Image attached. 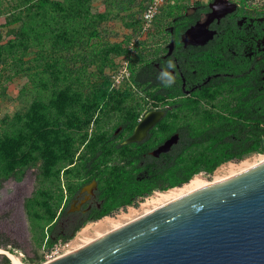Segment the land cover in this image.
<instances>
[{
    "label": "rangeland",
    "instance_id": "obj_1",
    "mask_svg": "<svg viewBox=\"0 0 264 264\" xmlns=\"http://www.w3.org/2000/svg\"><path fill=\"white\" fill-rule=\"evenodd\" d=\"M24 1L0 0V59L7 60L0 64V150L13 146L19 157L32 147L37 155L59 143L50 147V181L39 182L29 172L21 180L6 181L0 190V233L18 246L0 248V264L5 258L11 264V255L25 264L46 261L52 223L66 196L67 166L81 161L126 119L139 118L156 105L133 84L134 72L166 54L169 29L178 16L209 0H165L152 22L144 17L152 0ZM249 1L255 10L264 7V0ZM34 33L39 45L11 48L13 40ZM216 171L197 175L211 182ZM148 197L108 217L138 210ZM80 231L55 245L60 254L80 248ZM36 256L42 262L29 263Z\"/></svg>",
    "mask_w": 264,
    "mask_h": 264
},
{
    "label": "flooded vegetation",
    "instance_id": "obj_2",
    "mask_svg": "<svg viewBox=\"0 0 264 264\" xmlns=\"http://www.w3.org/2000/svg\"><path fill=\"white\" fill-rule=\"evenodd\" d=\"M251 4L249 0H209L182 14L186 19L178 16L173 21L166 54L149 63L180 83L183 95L149 96L156 105L148 112L126 119L81 161L67 166L66 196L49 238L63 242L87 224L124 210L116 205L149 182L150 169L193 168L238 141L232 132L233 120L248 117L246 104L240 113L238 102L253 101V111L258 112L264 103V7L255 10ZM195 26L201 32L187 35ZM176 101L188 105L175 108ZM152 110L165 114L142 140L127 143ZM173 138L171 147L162 151Z\"/></svg>",
    "mask_w": 264,
    "mask_h": 264
},
{
    "label": "water",
    "instance_id": "obj_3",
    "mask_svg": "<svg viewBox=\"0 0 264 264\" xmlns=\"http://www.w3.org/2000/svg\"><path fill=\"white\" fill-rule=\"evenodd\" d=\"M163 114L150 111L127 143L142 140ZM43 264H264V162Z\"/></svg>",
    "mask_w": 264,
    "mask_h": 264
},
{
    "label": "trees",
    "instance_id": "obj_4",
    "mask_svg": "<svg viewBox=\"0 0 264 264\" xmlns=\"http://www.w3.org/2000/svg\"><path fill=\"white\" fill-rule=\"evenodd\" d=\"M31 1L38 0H25V3H30ZM40 2H47L46 0H39ZM78 1V0H77ZM44 16L42 15V18ZM180 20H184L187 17L184 15L179 16ZM185 27V26H184ZM183 26L180 28H184ZM32 29V27L27 28V30ZM183 30V29H182ZM26 32V31H25ZM34 32V31H33ZM28 35L27 33L22 34V36ZM41 40L39 36L34 33L33 36L28 37L26 40H13L10 44L11 48L17 49V44L30 45L31 43H36L39 45ZM16 47V48H15ZM1 55V54H0ZM7 60L0 59V64H6ZM132 82L135 86L143 88L147 93L150 92V97H177L182 96L180 83L178 84L166 71L162 72L157 68L154 63H145L140 66L132 76ZM153 89V90H152ZM243 95H239V99H242ZM238 111L244 113L242 110V105L246 104V112L248 117H240L239 120H233L235 125H233L234 134L238 138V141H232L226 147L229 148L228 151L212 153L213 159L208 161H198L196 167H176L167 169H150V179L146 185H142V188L136 193L134 197L129 196L125 200L119 202L116 207L121 205L124 209L128 205L138 206L139 198H146L153 194L155 191H165L175 187H181L188 183L195 175L200 173L213 174L218 167L226 161H236L241 160L243 157L249 154L258 153L264 154V103L262 105V111H253L255 106L253 101H239ZM188 104L176 101L173 106L175 108L181 109V107H186ZM58 141H54L46 149L40 150L36 155L34 149H29L23 156H18V152L13 146L6 148L5 150H0V190L3 188L4 183L10 179L21 180L29 172H33L39 182L47 181L53 177L52 166L54 163V158L50 151L51 145L58 144ZM63 141L61 144H65ZM238 148H243L239 151ZM92 160V159H87ZM95 160V159H94ZM204 165V166H203ZM135 179V178H133ZM45 191L35 192L34 197L39 198L43 195ZM55 195V197H57ZM31 200V199H30ZM28 200V202H30ZM27 202V203H28ZM107 213H111L108 211ZM79 229V228H78ZM78 231V230H77ZM74 232L69 236L63 238V241H68L72 239L75 234ZM58 243L57 240L48 238L46 246L48 249L55 247ZM17 248V244L12 241L6 234L0 233V248L7 247ZM29 263H35L42 261L41 258L36 256L35 258H30ZM10 259L5 258L4 264H9Z\"/></svg>",
    "mask_w": 264,
    "mask_h": 264
},
{
    "label": "bare ground",
    "instance_id": "obj_5",
    "mask_svg": "<svg viewBox=\"0 0 264 264\" xmlns=\"http://www.w3.org/2000/svg\"><path fill=\"white\" fill-rule=\"evenodd\" d=\"M262 162H264V154H260L258 157H255L253 159L242 160L238 164H224L218 168V170L216 171V175L211 182L207 179L202 178V176L200 175H196L188 183L184 184L181 187H175L165 191H160L153 196L148 197L141 204L138 210L131 209L129 213L122 214L118 218L107 217L98 221L94 225H86L81 229L78 235L79 239L82 242L80 248L94 241L96 238H99L113 230H116L124 226L125 224L139 218L140 216L148 214L209 184L217 183L231 178L261 164ZM11 260V264H14L13 261L17 264H25L22 259L16 255H11Z\"/></svg>",
    "mask_w": 264,
    "mask_h": 264
},
{
    "label": "built area",
    "instance_id": "obj_6",
    "mask_svg": "<svg viewBox=\"0 0 264 264\" xmlns=\"http://www.w3.org/2000/svg\"><path fill=\"white\" fill-rule=\"evenodd\" d=\"M165 0H152V2L149 4L146 12H145V19L148 22H152L156 14L158 13V10L160 9L161 5L164 3ZM61 249L58 247H53L51 249H48V252L46 254V261H41L42 264L46 262L53 261L63 255L66 254V252L63 254H60Z\"/></svg>",
    "mask_w": 264,
    "mask_h": 264
}]
</instances>
